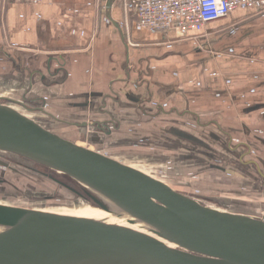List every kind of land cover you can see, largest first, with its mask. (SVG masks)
<instances>
[{
  "label": "crops",
  "instance_id": "crops-1",
  "mask_svg": "<svg viewBox=\"0 0 264 264\" xmlns=\"http://www.w3.org/2000/svg\"><path fill=\"white\" fill-rule=\"evenodd\" d=\"M125 14L122 0H0L1 103L102 154L144 157L180 188L235 177L215 168L236 165L216 161L227 141L264 173V8L201 32L151 33Z\"/></svg>",
  "mask_w": 264,
  "mask_h": 264
},
{
  "label": "water",
  "instance_id": "water-1",
  "mask_svg": "<svg viewBox=\"0 0 264 264\" xmlns=\"http://www.w3.org/2000/svg\"><path fill=\"white\" fill-rule=\"evenodd\" d=\"M6 103L0 100V154L61 175L74 187L48 179L75 201L145 229L0 204V264H264V219L202 206L141 170L42 127L23 105ZM225 148L235 167L247 171L217 170L249 183L256 181L248 173L253 169L264 184L259 164L240 151L245 145L227 141Z\"/></svg>",
  "mask_w": 264,
  "mask_h": 264
},
{
  "label": "rangeland",
  "instance_id": "rangeland-1",
  "mask_svg": "<svg viewBox=\"0 0 264 264\" xmlns=\"http://www.w3.org/2000/svg\"><path fill=\"white\" fill-rule=\"evenodd\" d=\"M69 141L83 145L76 141ZM92 149L96 150L95 148ZM214 149L219 152V154H217V162H221L224 165H231V162L235 163V159H230L226 156L227 153H221L216 146ZM121 151L126 152L120 153V151H118L117 154L111 152V155L106 154L107 151L101 152H103L104 155L110 156L113 159L141 170L147 174L152 171L153 174L149 175L168 184L176 192L195 199L202 206L264 219V186H260L262 184L259 182L258 186L256 185V188H254L251 185L243 183L239 178L233 177L224 181L217 175H212L211 177L216 180L214 181V179H211V181L217 183L213 185L214 187L209 188L205 185L203 190L199 191L193 188V185H189L187 183L188 185L186 189H184L177 185V180L172 181L174 184L171 182L168 183L169 175H166L165 170H161L160 168L159 171L156 170L158 171L157 173L154 170L149 171L148 168H151V165L144 160V157H142V160L137 161L135 156L127 153V149ZM0 160L6 161L7 165L12 168L9 169V167H0V204L26 209L48 210L49 212L57 211L56 213L59 212V214L62 213L74 217L104 221L107 224L129 227L128 225L112 218L103 211L92 208V206L90 207L82 201H75L73 199L74 197L60 189L58 185L48 179V176L50 175L57 180L65 182L70 187H74V185L71 186V183L65 178H59L58 175H53V172L48 170L46 171L33 165H23L21 164L22 162L12 159L11 156L8 155L0 154ZM155 161L158 162V160ZM230 169H234V171L240 173V170L243 168L238 170L236 167H230ZM249 171L254 173V170L249 169ZM251 177L256 181H261L255 173ZM253 182L255 183V181ZM188 186L190 189H188ZM230 189H232V191L224 193Z\"/></svg>",
  "mask_w": 264,
  "mask_h": 264
},
{
  "label": "built area",
  "instance_id": "built-area-1",
  "mask_svg": "<svg viewBox=\"0 0 264 264\" xmlns=\"http://www.w3.org/2000/svg\"><path fill=\"white\" fill-rule=\"evenodd\" d=\"M13 1L37 6L44 0ZM123 6L126 14L134 12L138 28L151 33L201 32L206 25L226 19L238 7L264 8V0H123Z\"/></svg>",
  "mask_w": 264,
  "mask_h": 264
},
{
  "label": "bare ground",
  "instance_id": "bare-ground-1",
  "mask_svg": "<svg viewBox=\"0 0 264 264\" xmlns=\"http://www.w3.org/2000/svg\"><path fill=\"white\" fill-rule=\"evenodd\" d=\"M100 211H101V210H100ZM105 213H106V212H105ZM106 214H108V215L111 216L112 218H114V219H116V220H118V221H120V222H122V223L128 225L129 227H131V228H133V229H135V230H137V231L144 232L145 227H144L143 225H140V224H139V225H135V226H130V225L128 224V221H130L131 218H129V217H126V216L117 217V216H115V215H111V214H109V213H106Z\"/></svg>",
  "mask_w": 264,
  "mask_h": 264
},
{
  "label": "trees",
  "instance_id": "trees-1",
  "mask_svg": "<svg viewBox=\"0 0 264 264\" xmlns=\"http://www.w3.org/2000/svg\"><path fill=\"white\" fill-rule=\"evenodd\" d=\"M1 155H7V154H1ZM8 156H11L12 159H16V160L22 162L21 164H23V165H27V166L33 165V166H36V167H38V168H42V167H40V166L34 165V164H32V163H29V162H27V161H25V160H23V159H21V158H19V157H15V156H12V155H8ZM2 159H3V157H2ZM0 162H1V163H5V164H7V162L4 161V160H0ZM8 167H9V166H8ZM42 169H44V168H42ZM44 170L47 171V169H44ZM52 174H53V175H58V174H55V173H52ZM49 177H51V176L49 175ZM58 177H59V178H64V177H62L61 175H58Z\"/></svg>",
  "mask_w": 264,
  "mask_h": 264
},
{
  "label": "flooded vegetation",
  "instance_id": "flooded-vegetation-1",
  "mask_svg": "<svg viewBox=\"0 0 264 264\" xmlns=\"http://www.w3.org/2000/svg\"><path fill=\"white\" fill-rule=\"evenodd\" d=\"M220 164L222 165L221 162H220ZM225 165H226V164H225ZM225 165H224V166H225ZM226 166H228V165H226ZM241 168H247V167H244V166L242 167V166H241ZM260 169H261V167H260ZM252 170H253V169H252ZM244 171H247V170H244ZM261 171H262V170H261ZM241 172H242V171H241ZM250 172H251V171H250ZM250 172H248V173H250ZM262 172H263V171H262ZM254 173H255V172H254ZM254 173L251 172V174H254ZM246 182H247V183H245V184L251 185V186L254 187V188H256V185H257V183H258L257 181H255L256 183H254V182L248 183L247 180H246ZM260 183H261V181H260ZM258 184H259V183H258ZM261 184H262V185H260V186H264L263 183H261ZM257 186H258V185H257ZM190 198H191V197H190ZM192 199H193V198H192ZM194 200H195V199H194ZM195 201H196V200H195Z\"/></svg>",
  "mask_w": 264,
  "mask_h": 264
}]
</instances>
